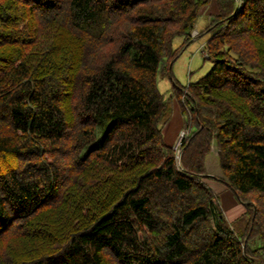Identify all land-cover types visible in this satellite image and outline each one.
<instances>
[{"label":"trees","instance_id":"trees-1","mask_svg":"<svg viewBox=\"0 0 264 264\" xmlns=\"http://www.w3.org/2000/svg\"><path fill=\"white\" fill-rule=\"evenodd\" d=\"M210 1L0 0V264H264V0H214L211 66L182 84Z\"/></svg>","mask_w":264,"mask_h":264},{"label":"rangeland","instance_id":"rangeland-1","mask_svg":"<svg viewBox=\"0 0 264 264\" xmlns=\"http://www.w3.org/2000/svg\"><path fill=\"white\" fill-rule=\"evenodd\" d=\"M209 19H211L210 15L207 16L205 14H200L198 19L196 20L194 28L202 31L207 26ZM194 28L191 30V33H190L193 40L187 46L181 49L178 57L173 61V64H172V73L175 76V78L178 79L182 84H187L190 81H194L199 76L203 75L211 66V61L208 59H204L203 57L204 55L202 52L203 50H205L203 46L208 37V33L203 32L202 34L198 35L199 32H197V30H195ZM182 40H183L182 36L174 37L173 42H172L173 46L178 47L181 44ZM157 85H158L159 90L164 93L165 97H169V95L171 94V90H172L171 79L169 77L158 76ZM178 112H179V107L175 101L174 115L172 119L170 120V122L164 127V139L166 142L170 140V138L168 137V132L171 130L172 126L175 124L174 121L177 119L175 116H180ZM174 117L176 119H174ZM183 130L185 131V134H186V129L182 125L174 141H169L171 142V144H173V147L175 148L176 153H177L176 155L178 157L180 156L178 154L180 150V146L177 145L178 147H175V145H176L177 138L180 136V133ZM217 152H218L217 146L215 145V143H213L211 146V150L207 154L206 160H205L206 173L211 176L221 175V171H220L221 169H220L219 162H218ZM208 181L213 184V188L217 187L219 189L218 195H219L220 203L222 204L221 197L225 195V193H223L225 192V189H226L225 185L222 182L215 181V180L208 179ZM226 190H229V189H226ZM228 194H229L230 199L226 200V198H224L225 199L224 202L226 204H223L222 207L225 208L224 211H225V214L227 215L228 220L230 222L233 221L232 225L238 231L241 227L244 226L247 217L246 215H244L240 218H237V216L241 212L237 214L234 211H231L229 212V214H227L226 208L232 206V203L230 202L231 204H229L228 201L236 202V204L237 203L241 204L234 198L231 191H229ZM240 210L243 211L244 207L243 206L240 207Z\"/></svg>","mask_w":264,"mask_h":264},{"label":"crops","instance_id":"crops-1","mask_svg":"<svg viewBox=\"0 0 264 264\" xmlns=\"http://www.w3.org/2000/svg\"><path fill=\"white\" fill-rule=\"evenodd\" d=\"M218 11V8H217V5H216V3H215V1L214 0H212V1H210V3H208L207 5H205L204 7H203V9H202V11H201V14H205V15H207V16H211V14H213V13H216ZM210 20V19H209ZM195 29V28H194ZM195 30H197V29H195ZM197 32H200V30H197ZM179 114V113H178ZM177 119H176V118ZM174 117V119H176L174 122H175V124L172 126V128H171V130L168 132V137L170 138V140L169 141H174V139L176 138V135L178 134V132H179V130H180V128H181V126H182V122H183V118H182V115L180 114V116H175ZM173 121V120H172ZM169 143H171V142H169ZM211 185H212V187H213V184L212 183H210ZM214 189L216 190V191H218L219 192V189L217 188V187H214ZM230 190H226L225 189V192H223V193H225V195H223L221 198H222V206H223V204H226L224 201H225V199L224 198H226V200H228V199H230L229 198V194H228V192H229ZM229 202V204H231L232 203V206L231 207H227L226 208V212H227V214H229V212H231V211H234L235 213H240V212H242V210H240V207H242V205L241 204H236V202H232V201H228ZM231 202V203H230ZM224 208V207H223ZM232 208H233V210H232ZM225 209V208H224ZM227 216V215H226Z\"/></svg>","mask_w":264,"mask_h":264},{"label":"built area","instance_id":"built-area-1","mask_svg":"<svg viewBox=\"0 0 264 264\" xmlns=\"http://www.w3.org/2000/svg\"><path fill=\"white\" fill-rule=\"evenodd\" d=\"M203 47H204V49H205V46H203ZM202 50H203V49H202ZM202 52H203V55H206V54H207L206 49L203 50ZM184 135H185V131L183 130V131H181L180 136H179V137L177 138V140H176V145H175V147H178L177 145L180 146V144H181V142H182V138H183ZM178 154L180 155V150H179V153H178Z\"/></svg>","mask_w":264,"mask_h":264},{"label":"bare ground","instance_id":"bare-ground-1","mask_svg":"<svg viewBox=\"0 0 264 264\" xmlns=\"http://www.w3.org/2000/svg\"><path fill=\"white\" fill-rule=\"evenodd\" d=\"M204 57V56H203Z\"/></svg>","mask_w":264,"mask_h":264}]
</instances>
